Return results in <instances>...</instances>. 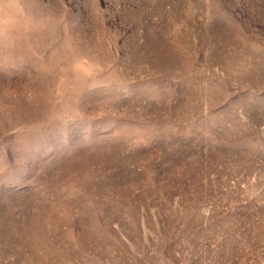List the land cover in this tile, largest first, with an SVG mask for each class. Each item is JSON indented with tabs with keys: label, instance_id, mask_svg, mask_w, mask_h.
Returning <instances> with one entry per match:
<instances>
[{
	"label": "rangeland",
	"instance_id": "obj_1",
	"mask_svg": "<svg viewBox=\"0 0 264 264\" xmlns=\"http://www.w3.org/2000/svg\"><path fill=\"white\" fill-rule=\"evenodd\" d=\"M0 264H264V0H0Z\"/></svg>",
	"mask_w": 264,
	"mask_h": 264
}]
</instances>
